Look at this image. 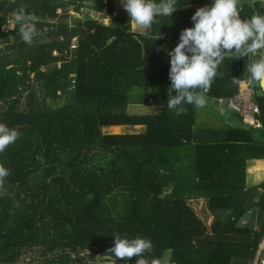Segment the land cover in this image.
Returning a JSON list of instances; mask_svg holds the SVG:
<instances>
[{"label": "trees", "instance_id": "trees-1", "mask_svg": "<svg viewBox=\"0 0 264 264\" xmlns=\"http://www.w3.org/2000/svg\"><path fill=\"white\" fill-rule=\"evenodd\" d=\"M78 1L0 2V47L7 45L0 48V122L20 133L0 152L9 170L0 182V264H19L31 251L39 260L22 264H84L86 249L115 258L114 235L150 238L143 255L158 264L167 254L168 264H255L264 240V182L248 187V170L264 160L263 90L252 81L261 128L239 115L228 116L231 124L219 113V126L199 123L198 112L210 106L186 104L179 116L167 107L165 49L193 26L197 8L190 7L211 0H177L151 35L134 32L127 12L114 16L115 0H89L92 10L113 17L111 25L71 17ZM21 8L37 29L31 43L19 24L5 30ZM254 13L264 8L243 3L242 19ZM73 43L77 49L58 68L65 58L55 52L63 55ZM251 55L228 54L203 94L234 100L250 78ZM130 105H153L158 113L130 115ZM112 126L146 132H103ZM199 200L215 218L211 227L191 206ZM253 210L257 230L241 226Z\"/></svg>", "mask_w": 264, "mask_h": 264}, {"label": "clouds", "instance_id": "clouds-1", "mask_svg": "<svg viewBox=\"0 0 264 264\" xmlns=\"http://www.w3.org/2000/svg\"><path fill=\"white\" fill-rule=\"evenodd\" d=\"M120 2L129 14L130 21L138 28L147 30L149 35L158 17L169 18L178 7L177 0ZM240 13L238 0H211L210 5L196 9L191 16L193 26L181 31L179 43L172 49H165L170 57L167 107L177 116L186 111V104L205 106L206 98L203 93L208 91L217 78L218 67L228 58V54H232L235 59L258 54V59L247 63L245 71L264 90V13H254L244 19ZM14 19L19 24L22 40L31 43L37 35L32 17L27 16L21 8L15 13ZM160 36L159 32L156 40ZM19 135L15 128L0 122V152L14 143ZM8 175L9 170L0 165V182ZM114 237V245L109 251L115 258L123 259L125 264L132 257L137 258L136 264H158L156 259H146L143 255L153 246L150 238Z\"/></svg>", "mask_w": 264, "mask_h": 264}, {"label": "rangeland", "instance_id": "rangeland-1", "mask_svg": "<svg viewBox=\"0 0 264 264\" xmlns=\"http://www.w3.org/2000/svg\"><path fill=\"white\" fill-rule=\"evenodd\" d=\"M71 9V8H70ZM115 12L120 13V12H126L120 2V0H115ZM84 18V17H83ZM82 18V19H83ZM97 20L101 21L105 25H111L113 23V17L108 16L105 14H100V16L97 17ZM69 24H72L70 20L68 21ZM15 19L14 16L9 17V24L8 26L5 27L6 31L9 30H14L15 29ZM133 31L138 33L142 29L138 28L134 23L132 24ZM7 45H4L0 48H4ZM259 58V56H253V59ZM244 86V87H243ZM241 87L244 89L242 99H235L232 101H224V100H210L206 98V106H210L212 110L208 111H202L200 110L198 112V118H199V123H202L203 125H218L219 126V116L217 114L219 113L220 115L226 114L225 111L228 110V108H236L238 112L241 111L242 115H245V120L246 122H250L252 119H249L252 113L251 108L253 107L252 101L253 99V88H248L243 84H241ZM240 87V88H241ZM143 90L141 91V93ZM248 95V97H247ZM260 95V93H259ZM250 98V99H248ZM230 107H228L229 105ZM215 109V110H214ZM155 106H146V105H135L130 107V113L134 115H152L154 114ZM250 112V113H249ZM227 115V114H226ZM143 126H136V127H121L120 129H114L113 127H107L103 129V132L105 134L109 135H120V134H134V133H141ZM264 161V160H263ZM251 168V167H250ZM250 170V169H249ZM251 177V181H249V185L255 186L256 184L258 185L259 182L261 183L264 180V163L261 165V168L258 169L253 167L250 171H248V179ZM192 208L195 210L197 215L208 225V227H211L212 223L215 221L214 216L210 213L207 205L206 200H199V201H192L191 202ZM80 256L82 258H86L84 264H125V261L122 262L123 260L120 259V261L117 258L112 257L111 255L105 254V253H99L98 250L96 249H86L81 251ZM169 258L170 254L166 255V258L163 260L161 264H168L169 263ZM29 260H39V255L38 252L31 251L26 256L21 259L19 264H22L24 261H29ZM128 264H131L128 262Z\"/></svg>", "mask_w": 264, "mask_h": 264}, {"label": "crops", "instance_id": "crops-1", "mask_svg": "<svg viewBox=\"0 0 264 264\" xmlns=\"http://www.w3.org/2000/svg\"><path fill=\"white\" fill-rule=\"evenodd\" d=\"M243 3H251V4H253V7H257V5L259 4L260 5V7L261 8H264V0H238V7H239V10L242 12V10H243ZM203 6V5H202ZM190 8H194V9H196V8H198L197 6H194V7H190ZM70 10V9H69ZM97 14H98V16H100V14H103V13H99V12H97ZM118 15V13L116 14V12H115V15L114 16H117ZM240 16H241V13H240ZM97 19V18H96ZM138 33H146V30L145 29H142L140 32H138ZM259 56L258 54H252L251 55V61L253 60V56ZM256 59H258V58H256ZM241 84H243V85H245L247 88L246 89H248L249 87L250 88H252V80H251V78H249L248 80H246V81H243ZM241 84H240V87H241ZM244 87V86H243ZM243 92H244V89L241 87L240 88V93H239V95L235 98V99H242V95H243ZM252 92H253V99H252V101L250 100V102L252 103V105H253V107H258V105L256 104V102H255V99H254V97H255V94H256V92L254 91V89H252ZM137 93H141V91H137ZM257 94H259V93H257ZM260 94H261V92H260ZM205 97L206 98H208V99H210L209 97H207L206 95H205ZM247 97H248V95H247ZM234 99V100H235ZM248 99H250V98H248ZM210 100H212V99H210ZM225 101V100H224ZM229 105V104H228ZM131 106H135V105H130L129 106V109H128V112L130 111V107ZM209 106V105H208ZM228 107H230V105L228 106ZM232 107V106H231ZM228 108V110H226L225 111V113L227 114H223L225 117H227L228 118V116L229 117H232L233 115H239L240 117H245V115H242V113H241V111L240 112H238L237 110H236V108L234 109V108ZM259 108V107H258ZM252 109V113H250L251 114V116H250V118L249 119H252L249 123L251 124L252 122H253V120L255 119V121L257 120V121H259L260 123H261V121L259 120V116H260V114H261V111H260V114H254L253 113V108H251ZM259 110H260V108H259ZM154 114H152V115H156L157 113H158V108L157 107H155V110H154ZM237 113V114H236ZM129 114L130 115H134V114H131L130 112H129ZM246 118V117H245ZM245 118H244V121L246 122L247 120H245ZM227 121L228 122H230L231 124H234V119H227ZM248 123V122H247ZM262 124V123H261ZM112 127H123V126H112ZM124 127H129V126H124ZM141 127V126H140ZM143 132H146V127H144L143 126V128H142V131H141V133H143ZM134 134H138V133H134ZM264 163V161L262 160V161H255V160H253L252 161V163L250 164V166H249V169L251 170L253 167H255V168H257L258 167V169H260L261 168V165ZM251 167V168H250ZM250 170H248V171H250ZM249 181H251V177H249V179H248V187H251L250 185H249ZM264 182V180L260 183L259 182V184L258 185H260V184H262ZM257 184L255 185V186H258ZM252 187H254V186H252ZM254 212H252V214L248 217V218H246V219H244L243 220V222H245L246 224H245V227L246 226H248L249 224H251V225H253V227L257 230L258 229V225H257V223H256V220H254V222H253V224H252V222H250L251 221V218L257 213L255 210H253ZM256 216V215H255ZM241 226L243 227V223H241ZM264 244V240H263V243L261 244V245H263ZM261 245H260V248H261ZM258 257H259V254H258ZM258 257H257V260H258ZM257 260H256V262H257ZM255 262V263H256Z\"/></svg>", "mask_w": 264, "mask_h": 264}, {"label": "built area", "instance_id": "built-area-1", "mask_svg": "<svg viewBox=\"0 0 264 264\" xmlns=\"http://www.w3.org/2000/svg\"><path fill=\"white\" fill-rule=\"evenodd\" d=\"M15 1L16 0H0V2H7V3H13ZM78 4L81 6L80 11H75V8L72 7L69 10V14L71 17L80 18V19L86 15H91L95 19L98 17L97 12L90 8L91 3L89 0H79ZM59 14H60V16L63 15L64 14L63 10H60ZM58 22H59V20L58 21L56 20V21H53L52 23L54 25H56ZM73 27H74V25H73ZM52 29L54 30L55 27ZM76 49H77V43H73V44H71V46L68 49L65 50L63 55H61V53H59V52H55L56 57L63 56L65 58L64 61L60 60L57 63L58 68H62V65L64 64V62H66V57H72V53ZM72 88L73 89L75 88V81L73 82ZM253 113L254 114H260L259 108L258 107L253 108ZM251 124H253L256 128L262 127V124L257 120L255 121V119L253 120V122ZM242 223H243V227H244L246 223L245 222H242ZM255 264H264V244L261 245V248L259 251V257H258V260Z\"/></svg>", "mask_w": 264, "mask_h": 264}, {"label": "water", "instance_id": "water-1", "mask_svg": "<svg viewBox=\"0 0 264 264\" xmlns=\"http://www.w3.org/2000/svg\"><path fill=\"white\" fill-rule=\"evenodd\" d=\"M263 92H264V90H263Z\"/></svg>", "mask_w": 264, "mask_h": 264}]
</instances>
